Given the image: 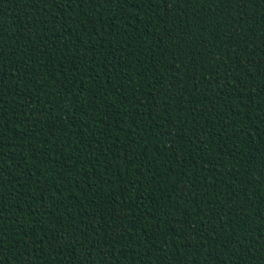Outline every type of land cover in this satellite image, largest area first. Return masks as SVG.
<instances>
[{
  "label": "trees",
  "instance_id": "trees-1",
  "mask_svg": "<svg viewBox=\"0 0 264 264\" xmlns=\"http://www.w3.org/2000/svg\"><path fill=\"white\" fill-rule=\"evenodd\" d=\"M0 165V264H264V0H0Z\"/></svg>",
  "mask_w": 264,
  "mask_h": 264
},
{
  "label": "snow or ice",
  "instance_id": "snow-or-ice-1",
  "mask_svg": "<svg viewBox=\"0 0 264 264\" xmlns=\"http://www.w3.org/2000/svg\"><path fill=\"white\" fill-rule=\"evenodd\" d=\"M73 2L74 0H66V3H73ZM75 2L78 4V6H80L81 4L84 5V3H90L91 0H75ZM247 2H252V0H247ZM9 55H14V53H9ZM17 71H19V69H17ZM2 168H3V165H0V169ZM2 244H3V237L0 236V245Z\"/></svg>",
  "mask_w": 264,
  "mask_h": 264
}]
</instances>
